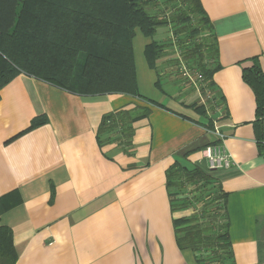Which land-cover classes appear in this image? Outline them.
Returning <instances> with one entry per match:
<instances>
[{
    "label": "crops",
    "instance_id": "0c3cea01",
    "mask_svg": "<svg viewBox=\"0 0 264 264\" xmlns=\"http://www.w3.org/2000/svg\"><path fill=\"white\" fill-rule=\"evenodd\" d=\"M200 2L215 39L211 91L219 104L204 107L205 115L174 82L167 93L157 87L144 56L152 39H136L139 30L132 41L137 90L149 91L153 98L143 97L153 103L126 93L80 94L25 73L0 89V198L15 192L19 200L0 214V226L11 229L15 264H195L177 247L172 220L197 215L200 205L171 211L165 173L174 163L209 173L225 193L228 264H264V115L257 129L255 95L242 78L253 57L264 75V0ZM36 55L51 62L40 76L77 72L60 47ZM160 61L157 70L168 72ZM134 106L149 112L133 123L128 145L99 146L101 116ZM40 116L45 123L28 129ZM214 127L225 135L229 168L210 170L203 155Z\"/></svg>",
    "mask_w": 264,
    "mask_h": 264
},
{
    "label": "trees",
    "instance_id": "16d2710c",
    "mask_svg": "<svg viewBox=\"0 0 264 264\" xmlns=\"http://www.w3.org/2000/svg\"><path fill=\"white\" fill-rule=\"evenodd\" d=\"M166 2H177L179 11L159 17L149 10L155 0H0V89L25 73L80 94L126 93L151 103L137 90L132 41L136 30L152 39L144 56L149 67L157 70V60L163 57L166 46L153 37L158 28L171 22L179 24L175 33L200 36L183 51L182 58L194 62L211 89L217 66H208V62L214 58L216 45L200 0ZM58 47L67 52L69 64L77 72L63 78L40 76L44 74L41 68L51 62L36 60V53H49ZM251 61L250 67L242 69V78L255 95L256 126L264 115V75L258 60L253 57ZM157 87L161 88L159 81ZM195 110L205 115L203 106ZM148 112V108L134 106L104 113L96 129L99 146L117 142L125 148L133 134V123ZM45 120L44 116L34 118L28 129ZM165 174L171 211L200 205L197 215L172 220L177 247L190 251L195 264H228L231 249L227 222L222 233V225L215 222L220 215L224 219L225 193L209 173L198 167L187 169L174 163ZM208 193L210 199L199 203V196ZM18 201L15 192L0 198V214ZM16 261L11 229L0 226V264Z\"/></svg>",
    "mask_w": 264,
    "mask_h": 264
},
{
    "label": "rangeland",
    "instance_id": "374dc122",
    "mask_svg": "<svg viewBox=\"0 0 264 264\" xmlns=\"http://www.w3.org/2000/svg\"><path fill=\"white\" fill-rule=\"evenodd\" d=\"M167 0H155V4L149 8V10L152 13H155L157 15L160 16H167L170 17L171 15L175 14L176 11H179L178 9L180 8V6H178L177 2H166ZM191 25H195L194 23H191ZM179 27L178 23H170L166 26H162L160 28L157 29V33L156 35L153 37V39L155 40H161V42H164V45L166 46L165 50H164V55L161 58L160 61V67L162 68H167L169 67L170 70L167 72L164 69H158L156 70L157 72V77L158 80L160 82V86L161 89H163L166 93L168 92V88L169 85L173 83V87L177 88V91H180L181 96H185V95H190L189 98L190 100H192L191 102H194L195 99L197 98V94L191 90V88H189L192 92H194L195 94H192V92L188 89H186L185 85V79L183 77L180 76L179 72H178V68H179V62L182 61L184 63H186L190 68H194L197 69V66L194 64V62H192V60H183L182 58V53L184 50H186L187 48H189L192 43L193 40H198L200 36H196L195 38H191L189 36H187V33L184 32H178L175 33V29ZM147 39L149 40L147 37H145L144 35H142L140 32H137V37L136 39ZM141 60H143L144 63V58L142 56V53L140 54ZM206 58V57H205ZM176 59V61H175ZM208 66L211 65V61L208 62ZM172 75V80H169V76ZM172 81V82H170ZM191 92V93H190ZM190 93V94H188ZM143 96H145L146 98H153L151 93L149 91H146L145 89H143L142 91ZM189 188V187H188ZM188 188L185 190L187 191ZM205 196H199L198 198V202L199 203H203L205 201H207L208 199H210V193L208 194H204ZM209 211V210H208ZM216 223H220V225H222V228L219 230V233L223 232V223H224V219L222 217V215H220L218 217L217 220H215Z\"/></svg>",
    "mask_w": 264,
    "mask_h": 264
},
{
    "label": "built area",
    "instance_id": "2783aa9c",
    "mask_svg": "<svg viewBox=\"0 0 264 264\" xmlns=\"http://www.w3.org/2000/svg\"><path fill=\"white\" fill-rule=\"evenodd\" d=\"M178 72L186 81V85L191 87L197 94L198 105L203 107H217L219 104L210 88L204 82L199 69L190 68L186 63L180 61ZM215 140L207 143L203 149V155L210 169H224L231 167L234 162L230 154L226 151L223 140L225 135L220 132L218 127L212 129Z\"/></svg>",
    "mask_w": 264,
    "mask_h": 264
}]
</instances>
